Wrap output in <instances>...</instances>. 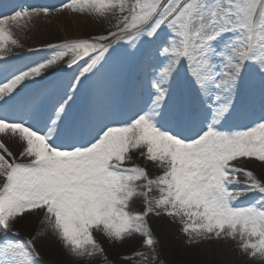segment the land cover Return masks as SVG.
I'll use <instances>...</instances> for the list:
<instances>
[{
  "label": "snow or ice",
  "instance_id": "6c2138e0",
  "mask_svg": "<svg viewBox=\"0 0 264 264\" xmlns=\"http://www.w3.org/2000/svg\"><path fill=\"white\" fill-rule=\"evenodd\" d=\"M53 11L112 30L48 43L14 67L13 27ZM114 55L134 78L109 72ZM238 116L249 124L234 129ZM0 134L22 146L14 155L0 142V264H41L39 237L16 228L37 210L86 264H112L104 241L137 237L119 259L153 264L150 214L178 219L190 242L231 239L264 261V180L238 166L264 163V0H64L0 13ZM134 153L161 174L150 177Z\"/></svg>",
  "mask_w": 264,
  "mask_h": 264
},
{
  "label": "bare ground",
  "instance_id": "6f19581e",
  "mask_svg": "<svg viewBox=\"0 0 264 264\" xmlns=\"http://www.w3.org/2000/svg\"><path fill=\"white\" fill-rule=\"evenodd\" d=\"M44 2L45 0H18L17 3L2 2L0 5V13L10 14L20 3H23L22 7H52L59 6L64 0H51L48 5L44 4ZM112 22L114 23V19H112ZM109 30H112L109 20H98L89 15L73 14L68 11L59 13L53 11L47 17L43 15L34 17L28 23V26L22 30L13 27L12 31L14 36L18 39L21 46L12 48L9 62L16 68H23L44 56V52L37 53L34 50L42 48L48 43H57L78 38H90L94 35L106 34ZM26 48H31L33 51H29L28 53L21 52ZM122 66V59L114 55L109 72H121ZM51 71L55 70L53 69ZM255 111L259 113V108L257 107ZM0 142H4L7 147H10V151L14 155H18L22 147L19 143L13 142L12 138L5 134H0ZM133 158L134 163L147 169L150 177L154 178L161 174L162 169L156 164L140 157L137 153L133 154ZM240 165L252 171L258 179L264 180V166L255 167L252 163L245 164L244 162H241ZM243 180H246V177ZM152 195L158 196L159 194L154 192ZM247 202L249 201H245V203ZM133 208L142 210L141 200H136ZM149 216L151 218L149 219L151 221H149L150 230L154 239L156 236V241H158L155 245V253L158 254V259L154 260L153 264H264V261L259 257L245 259L244 257L229 256V249L231 248L227 242L238 244L236 241L222 238L226 243L218 242L220 239L188 242L187 240H182V234L184 233L182 232V225L178 219H173L163 214L158 217L153 214ZM166 218L173 220L176 226L172 228L165 227L163 221ZM16 228L19 230V236L25 239H31L33 236L39 237L36 240V251L39 252L40 258L47 260L49 264H86L85 261L74 260L67 253L58 239L51 233V230L47 228L44 214L42 218L38 219L34 215L26 214V219L18 222ZM139 239L137 237V241L133 244L125 243L120 245L116 243L111 246L108 241H104L108 260L112 264H139L138 257L134 260L119 259L120 254L131 255L137 250L139 248ZM142 250L149 251L147 248ZM92 264H103V262L101 258H96L92 261Z\"/></svg>",
  "mask_w": 264,
  "mask_h": 264
},
{
  "label": "rangeland",
  "instance_id": "374dc122",
  "mask_svg": "<svg viewBox=\"0 0 264 264\" xmlns=\"http://www.w3.org/2000/svg\"><path fill=\"white\" fill-rule=\"evenodd\" d=\"M242 162H244L245 164L246 163H252L255 167L256 166H264V163H261V162H259V161H255L254 159H249V160H247V161H242ZM242 168H244V167H242ZM248 170V169H247ZM243 178H244V176L241 174V175H239V177H238V179L240 180V182H241V184H243L244 182H245V180H243ZM34 216L38 219V218H42V216H43V212L42 211H40V210H37V213L36 214H34ZM149 219H151L150 218V216H148L147 217V222H148V224H149ZM151 222V221H150ZM164 226L165 227H168V228H172V227H175L176 226V224L173 222V220H171V219H169V218H166L164 221ZM21 238H23V237H21ZM98 239H103L102 237H98ZM189 239V237L188 236H186V235H184V234H182V240H187L188 242L190 241V239ZM213 239H215V238H213ZM155 240H157V238H156V236H155ZM217 240V239H216ZM158 242V241H157ZM218 242H223V243H226V241H223V239L221 238L220 239V241H218ZM229 245H230V248L231 249H229V253H230V255L229 256H234V257H240V258H242V257H244L245 259H248L250 256H248L247 254H245V253H243L241 250H240V248L238 247V244H235L234 242H227ZM159 245V244H158ZM39 259H40V261H41V264H49L48 262H47V260H45V259H41L40 258V256H39Z\"/></svg>",
  "mask_w": 264,
  "mask_h": 264
}]
</instances>
